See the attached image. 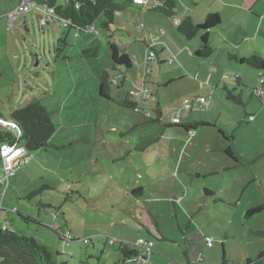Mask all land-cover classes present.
<instances>
[{"label": "rangeland", "instance_id": "rangeland-1", "mask_svg": "<svg viewBox=\"0 0 264 264\" xmlns=\"http://www.w3.org/2000/svg\"><path fill=\"white\" fill-rule=\"evenodd\" d=\"M116 1L126 8L111 29L102 27L101 15L95 34L60 21L42 28L41 8L10 23L7 14L19 1L0 0V116L11 120L15 108L37 97L56 125L49 147L27 151L28 162L18 167L0 230L7 225L18 236L33 237L69 264H116L119 241L146 238L147 229L153 251L134 264H222L223 248L228 264L257 261L264 209L246 213L264 206V101L255 92L261 71L233 63L219 48L221 40L213 42L211 56L198 57L200 35L187 39L178 32L177 15L164 19ZM192 6L178 0L176 11ZM110 42L134 59L124 85L113 84L111 94L122 100L127 92L148 89L139 112L99 94L102 71L116 73ZM149 45L159 60L149 62L145 76ZM255 52L264 54V46ZM228 90L241 94L242 102L229 99ZM176 114L180 123L193 115L195 131L174 123ZM230 145L242 164L226 153ZM137 187L142 194H133ZM65 230L75 237L69 244L60 235Z\"/></svg>", "mask_w": 264, "mask_h": 264}, {"label": "trees", "instance_id": "trees-1", "mask_svg": "<svg viewBox=\"0 0 264 264\" xmlns=\"http://www.w3.org/2000/svg\"><path fill=\"white\" fill-rule=\"evenodd\" d=\"M163 2V5H158L154 8H150L160 16L164 18H170L174 16L176 12L177 3L176 0H159ZM40 5H48L55 8L56 21H64V25L75 31H89V27L94 26L96 20L103 15L104 21L102 27L111 29L116 23L117 15L119 12L125 9V4L119 3L116 0H68L60 3L59 0H37ZM55 20V19H54ZM221 16L217 13L209 14L203 22L197 23L191 15L184 17L178 24V31L185 36L187 39H193L197 35L201 34V45L195 51V55L201 58H207L211 56L215 47L213 46V40L211 39V31L219 24H221ZM43 28V27H42ZM96 28V27H95ZM79 36V34H77ZM111 57L113 61V69L115 75L111 74L107 70H103L101 73V82L99 85V94L101 97L108 100H115L111 94L112 85H120L121 82L126 78V71L133 67L134 59L128 53V51L115 42H110ZM150 50H154L152 46ZM156 51V50H155ZM157 52V51H156ZM96 53V50L91 51ZM158 53V52H157ZM230 58H234L235 55L229 53ZM241 63L248 64L261 71L260 76L263 78V82L260 85L261 95H257L264 101V54L254 53L250 56L239 58ZM122 75L123 80L120 84H115L113 80L116 75ZM228 79V78H227ZM236 80L239 81L240 77L236 75ZM255 88V92L257 91ZM227 97L229 99L242 102L241 94H234L231 90H228ZM120 106L136 109L138 102L132 95L122 99L115 100ZM140 111V110H139ZM0 118H2L0 116ZM14 122L21 131L19 138L28 151H40L50 145V139L56 131V125L51 118V113L47 107L43 104L42 100L34 97L29 100L24 106L15 108L11 112V120ZM181 127L185 130H194L195 126L192 123L182 122ZM199 125H213L207 122H199ZM223 135L225 133L221 131ZM12 138L8 132H0V143L3 141H10ZM226 153L234 159L236 163H241V158L235 155L233 147L230 145L226 150ZM11 185V184H10ZM10 188V187H9ZM142 188H139L141 191ZM208 193L210 190H206ZM137 192L136 190H133ZM213 193V192H211ZM264 209L263 205L250 208L246 217H250L256 213L261 212ZM0 230V247L13 248L24 251L33 255L39 264H69L68 261H57L54 259L52 254L49 252L46 246L38 244L35 238L18 236L17 233L9 231L8 226ZM264 234V231H258ZM73 239V238H72ZM118 242V241H117ZM120 246L118 248L119 258L116 264H134L137 259L146 256V252L143 248L137 246L135 241H119ZM116 244V242L114 243ZM113 244V245H114ZM223 264H226V253L223 248ZM62 255V253H59ZM71 256V254H69ZM0 264H9L12 260H18L16 258L4 257L0 255ZM264 262V252L260 254L258 260L252 262L250 259L247 260V264H259Z\"/></svg>", "mask_w": 264, "mask_h": 264}, {"label": "crops", "instance_id": "crops-1", "mask_svg": "<svg viewBox=\"0 0 264 264\" xmlns=\"http://www.w3.org/2000/svg\"><path fill=\"white\" fill-rule=\"evenodd\" d=\"M18 1H20V0H18ZM128 1L133 6H136L137 8L142 7L145 9H150L151 5L154 4V2L157 0H148V3H146V4H138L134 0H128ZM183 1L184 0H179V2L181 4H183ZM189 1H191L193 3L192 7H189V8L186 7L187 10L184 13H178L176 11L174 14V15H177V17H178V24L187 15H191L193 17V19L195 20V22L200 23V22H203L209 14H213V13L219 14L221 16L222 22L217 27L212 29V31L210 33L211 39L213 40V42H217V40H221L222 42L218 46H219V48L223 47V52L225 54H227L228 56H229V53H231V54L235 53L234 54L235 57L230 58L233 61V63L235 61L237 63H241L239 61V58H242L245 56H250L254 53H258L255 51L259 50L260 47L264 46V0H201L200 3L196 2V0H189ZM176 3L178 4V0H176ZM195 6H196V8H195ZM125 8H126V5H125ZM138 28L141 29L140 25H138ZM177 30H178V28H177ZM162 32L165 34L164 30ZM199 35L201 36V34H199ZM176 36L177 35H174V36L171 35L170 38L172 40L176 41L178 39ZM258 37H261L260 42L255 41ZM254 41H255V43H253ZM158 42H159L158 44H160L161 46L166 45L164 42H162V44L160 41H158ZM200 45H201V42H200ZM151 46L152 45L148 46L149 47L148 51L150 50ZM152 48L157 51V49L154 46H152ZM217 49H218V47H217ZM189 53H190V50H189ZM259 54H261V53H259ZM157 60H159V52H158V59ZM242 64H244V63H242ZM124 82H125V79L118 86L124 85ZM237 82H242L241 77H240V80ZM130 94L127 92L128 96ZM189 118H190V121H188L186 123L194 124L193 120H195L194 119L195 117L193 115H190L186 119H189ZM199 122H202V121L199 120L198 124H199ZM194 126L196 129L197 125L194 124ZM194 131L195 130H189L188 132H194ZM17 175H18V173H17ZM17 175L12 179V181L15 180V183H16ZM12 181H11V184H12ZM137 188L138 189H137L136 193L139 194V192H141V194H142L143 188L140 187V188H142L141 191H139V187H137ZM211 192H213V191L210 190V192H209L210 195H212L214 193V192L213 193H211ZM173 196H176V194L174 193ZM172 198H176V197H172ZM178 199H181L180 195H179ZM175 200H177V199H175ZM176 202L177 201H174L175 207H176V209H178V204H176ZM66 232H70V234L73 238L71 241H73L75 239V237H73L71 230H65V231L60 232L62 240H66V238L64 237ZM147 232L149 235L146 236V238L152 239V237L154 236L153 232L150 231V229H147ZM140 238H142V237H140ZM125 241H132V240H125ZM159 250H160V248H159ZM263 252H264V249L261 250V253H263ZM203 258H204V256H203ZM248 259H250V257H248L247 260ZM203 263H204V261H203ZM226 264H228L227 259H226ZM230 264H233V263H230Z\"/></svg>", "mask_w": 264, "mask_h": 264}, {"label": "built area", "instance_id": "built-area-1", "mask_svg": "<svg viewBox=\"0 0 264 264\" xmlns=\"http://www.w3.org/2000/svg\"><path fill=\"white\" fill-rule=\"evenodd\" d=\"M68 1V0H64ZM138 4H146L148 3V0H134ZM158 5H163L162 1H155L154 4L151 5L150 8H154ZM33 8H41L44 10L46 17H39L40 18V25L43 27L46 24H49L50 21H56V13L55 8L50 7L48 5H40L37 0H20L19 5L13 9L11 12L7 14V17L9 18L10 23H13L16 18H18L23 12H29ZM55 19V20H54ZM64 24V21H60ZM90 33L98 34V31L94 26L89 27ZM158 59V53L155 50H149L146 55L145 60V76L148 75V72L151 70L149 66V62L155 61ZM169 62H173V59H171ZM225 79L228 78L227 75L224 76ZM123 80V76L120 74L115 76V79L113 82L115 84H120V82ZM263 82V78L260 76L258 81V89L256 91V95H261L262 91L260 90V85ZM130 95H132L135 100L138 102L137 108L135 111L139 112L140 108H142L144 105V101L148 99L149 96H151V93L148 89H142L139 91V89H136V91L132 92ZM189 106L187 104L184 105V108H188ZM250 118H253V116H250ZM174 123H180L181 122V116L179 114H176L173 117ZM0 124L7 125V129H0V132H8L11 134L12 138L10 141H3L0 143V160L1 163V169H0V211L5 210L8 212V209L5 208L4 202L6 199V195L8 193L10 184L12 179L16 176V171L18 167L22 166L26 162H28V154L27 149L25 146L20 145V136L21 131L17 125L10 121V120H4L3 118H0ZM1 127V126H0ZM16 127L19 129V132H16ZM3 228H6L4 225ZM64 237L66 238L67 242L69 243L72 240V236L70 232H66ZM117 240L110 239L109 243L114 244ZM137 246L140 248H143L146 252V256L149 255L150 252L153 251L154 247V241L149 238H139L134 242ZM208 245H212V241H208ZM140 258L142 260H146V257Z\"/></svg>", "mask_w": 264, "mask_h": 264}, {"label": "water", "instance_id": "water-1", "mask_svg": "<svg viewBox=\"0 0 264 264\" xmlns=\"http://www.w3.org/2000/svg\"><path fill=\"white\" fill-rule=\"evenodd\" d=\"M156 112H157V118H160L161 111L156 110ZM15 131L19 132V129L16 127ZM0 255L4 257H11L18 259V260H12L11 262H9V264H39L33 255L13 248L0 247Z\"/></svg>", "mask_w": 264, "mask_h": 264}]
</instances>
